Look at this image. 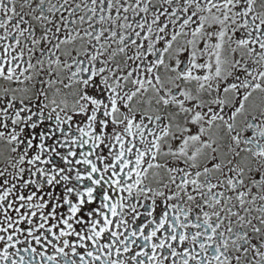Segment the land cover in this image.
Instances as JSON below:
<instances>
[{
  "label": "snow or ice",
  "instance_id": "1",
  "mask_svg": "<svg viewBox=\"0 0 264 264\" xmlns=\"http://www.w3.org/2000/svg\"><path fill=\"white\" fill-rule=\"evenodd\" d=\"M0 264H264V0H0Z\"/></svg>",
  "mask_w": 264,
  "mask_h": 264
}]
</instances>
